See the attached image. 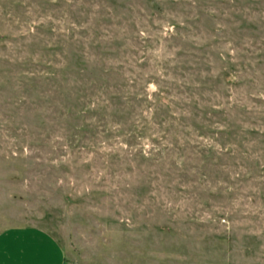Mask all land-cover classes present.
Listing matches in <instances>:
<instances>
[{"label":"rangeland","instance_id":"374dc122","mask_svg":"<svg viewBox=\"0 0 264 264\" xmlns=\"http://www.w3.org/2000/svg\"><path fill=\"white\" fill-rule=\"evenodd\" d=\"M27 228L65 264H264V0H0V256Z\"/></svg>","mask_w":264,"mask_h":264},{"label":"crops","instance_id":"0c3cea01","mask_svg":"<svg viewBox=\"0 0 264 264\" xmlns=\"http://www.w3.org/2000/svg\"><path fill=\"white\" fill-rule=\"evenodd\" d=\"M29 230L32 232L29 233ZM3 235V234H2ZM1 235V236H2ZM4 241L22 243L30 242L32 246L40 249L32 250L31 253L17 254L10 252L9 255L0 256V264H64L65 256L59 244L46 232L27 228L21 232H14L11 235L5 234Z\"/></svg>","mask_w":264,"mask_h":264},{"label":"trees","instance_id":"16d2710c","mask_svg":"<svg viewBox=\"0 0 264 264\" xmlns=\"http://www.w3.org/2000/svg\"><path fill=\"white\" fill-rule=\"evenodd\" d=\"M65 262V261H64ZM65 264V263H64Z\"/></svg>","mask_w":264,"mask_h":264}]
</instances>
